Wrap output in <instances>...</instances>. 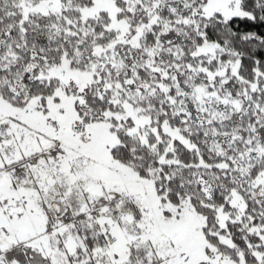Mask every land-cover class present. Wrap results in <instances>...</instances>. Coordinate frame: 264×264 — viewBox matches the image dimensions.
<instances>
[{
  "label": "snow or ice",
  "instance_id": "1",
  "mask_svg": "<svg viewBox=\"0 0 264 264\" xmlns=\"http://www.w3.org/2000/svg\"><path fill=\"white\" fill-rule=\"evenodd\" d=\"M0 264H264V0H0Z\"/></svg>",
  "mask_w": 264,
  "mask_h": 264
}]
</instances>
